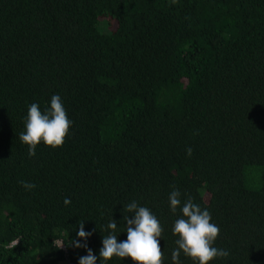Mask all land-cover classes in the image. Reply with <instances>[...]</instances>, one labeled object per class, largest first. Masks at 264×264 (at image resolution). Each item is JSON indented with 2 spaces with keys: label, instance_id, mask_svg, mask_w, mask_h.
<instances>
[{
  "label": "trees",
  "instance_id": "1",
  "mask_svg": "<svg viewBox=\"0 0 264 264\" xmlns=\"http://www.w3.org/2000/svg\"><path fill=\"white\" fill-rule=\"evenodd\" d=\"M53 95L72 125L30 157L28 107ZM173 190L220 229L209 264H264V0H0V264L99 256L133 201L173 264Z\"/></svg>",
  "mask_w": 264,
  "mask_h": 264
},
{
  "label": "clouds",
  "instance_id": "2",
  "mask_svg": "<svg viewBox=\"0 0 264 264\" xmlns=\"http://www.w3.org/2000/svg\"><path fill=\"white\" fill-rule=\"evenodd\" d=\"M72 121L68 118L59 95H53L50 107L44 112L37 103L28 107L25 118V130L19 135L21 143L28 145V155L35 156L36 147L41 142L53 148L60 147L65 142L69 133ZM188 156H191L192 149H186ZM26 189L35 187L33 183L19 181ZM181 193L173 190L169 195L170 210L176 213L180 208L181 218L174 221L172 232L178 236L177 248L171 252L173 264H180L181 251L190 257L196 264H209L217 257H227L229 252L214 247V242L219 236V227L211 222V214L207 209H201L191 198H188L181 206ZM64 203H70L65 199ZM127 213H132V218L124 216L126 221V239L118 241L116 235L117 222L112 219L107 224L111 231L103 236L102 247L99 249V256L93 254L87 243L81 244L75 241V247L87 249V255L80 257L79 264H97L99 261H109L113 257L121 259L130 258L133 264H163L164 253L160 244L163 227L152 211L133 201L124 206ZM77 235L85 240L92 235L84 230L83 221L79 223ZM62 246V245H61Z\"/></svg>",
  "mask_w": 264,
  "mask_h": 264
}]
</instances>
